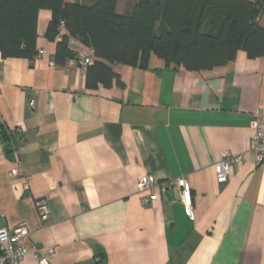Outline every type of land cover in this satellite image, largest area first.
Listing matches in <instances>:
<instances>
[{"label": "crops", "instance_id": "0c3cea01", "mask_svg": "<svg viewBox=\"0 0 264 264\" xmlns=\"http://www.w3.org/2000/svg\"><path fill=\"white\" fill-rule=\"evenodd\" d=\"M50 16L38 12L33 60L0 55V126L12 133H0V226L24 223L31 249H54L48 264H264V163L248 151L251 120H264V56L238 50L201 71L151 56L146 68L113 64L121 86L89 90L84 68L55 66ZM221 151L245 156L218 183ZM16 158L22 176L9 172ZM142 174L185 176L191 216L176 188L142 203ZM23 264H38L31 250Z\"/></svg>", "mask_w": 264, "mask_h": 264}, {"label": "trees", "instance_id": "16d2710c", "mask_svg": "<svg viewBox=\"0 0 264 264\" xmlns=\"http://www.w3.org/2000/svg\"><path fill=\"white\" fill-rule=\"evenodd\" d=\"M117 1L0 0V55L33 60L38 12L47 9L45 37H58L55 66L74 55L70 38L92 50L93 62L85 68L89 90L121 86L112 65L146 68L151 56L188 71L224 65L238 50L264 56V0H127L123 13ZM0 133L5 139L12 134L2 126Z\"/></svg>", "mask_w": 264, "mask_h": 264}, {"label": "built area", "instance_id": "2783aa9c", "mask_svg": "<svg viewBox=\"0 0 264 264\" xmlns=\"http://www.w3.org/2000/svg\"><path fill=\"white\" fill-rule=\"evenodd\" d=\"M59 32H63L62 26H60ZM68 43L72 46L74 55L68 59L67 64L76 65L85 69L93 62V52L90 48L79 47L76 40L72 38L68 40ZM43 52L44 50L42 49L38 51L39 54ZM30 104L34 105V101L30 100ZM250 127L252 133L248 142V151L254 155V162L256 165L263 164L264 120L258 118L255 114V117L250 122ZM244 156V153L231 154L228 151H221L213 164L216 182H225L228 179L231 166L239 164ZM9 172L13 176L23 175L22 165L18 158L13 162ZM172 188L177 189L178 202L183 206L185 213L191 216V188L185 176L159 180L152 174H142L138 176L135 181V189L142 203H147L154 199L157 194H165ZM146 191L149 192L148 195L143 193ZM35 207L40 220L46 221L50 213L47 200L43 197L37 198L35 200ZM30 250L38 264H48L49 257L54 251L52 247L44 250L36 248L31 249L29 233L24 223H19L13 230L0 226V264H23Z\"/></svg>", "mask_w": 264, "mask_h": 264}]
</instances>
